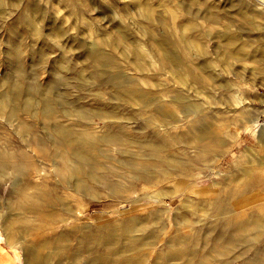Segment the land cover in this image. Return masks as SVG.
I'll use <instances>...</instances> for the list:
<instances>
[{"label": "bare ground", "instance_id": "bare-ground-1", "mask_svg": "<svg viewBox=\"0 0 264 264\" xmlns=\"http://www.w3.org/2000/svg\"><path fill=\"white\" fill-rule=\"evenodd\" d=\"M135 1L136 4L143 6L144 9V0ZM261 1L254 3L256 7L253 5V9L258 16H256L253 9L251 10L258 17L257 19L255 18L258 23L256 22L257 24L253 25V28L249 27L250 24H254L253 19H249V15L252 12L250 11L249 13L246 10L250 3L244 4L247 6L243 7L244 11L243 9L241 10L244 12H242L243 15L240 12L242 17H244V24L243 26L241 24L242 29L240 28L242 36L251 34L257 41L264 39V3ZM206 5H204V8ZM207 6L209 8V5ZM215 6L217 7V5ZM232 6L236 7L237 5ZM141 7L139 8L141 9ZM26 9H31L32 14L27 13ZM217 9L219 8L217 7ZM203 11L205 12V10ZM15 12H17L16 18L20 23L22 35L46 38L45 33L41 31L37 24V19L43 14L36 4H32L30 0H0V14L5 13L9 17L12 15L11 13ZM234 12L236 13V11ZM207 15L209 16H205L212 20L211 23L220 20L219 13L212 9ZM222 18L226 20L225 17ZM250 18H252L251 15ZM235 19L233 18L234 21ZM147 21L149 20L147 19ZM190 21L187 20L186 22ZM239 24L237 23V25ZM234 27L230 22L227 23L226 20L223 32L226 39H228L229 45H233V40L238 34L235 33ZM193 28L194 23L187 26L188 30ZM211 29L213 30V26ZM211 29L210 31H212ZM148 31H153L156 34L154 28ZM51 32L57 38L64 37L63 29L53 28ZM119 33L116 32L114 34L118 35ZM213 33L215 34V32ZM179 34L180 36L182 35L181 33ZM198 35L199 33L196 37L200 39ZM218 35L219 33L215 36L218 37ZM119 36L118 39L120 41L122 38ZM151 36L148 37L151 38ZM212 37L214 38V36ZM237 38L238 40H236L239 41L240 36H237ZM154 39L158 45L159 52L160 50L163 52V55H161V52L158 55L160 57L163 56L164 64L167 65L169 61L171 66L173 64L174 68L177 67L176 69H180L184 56L171 53L170 48L181 49L184 54L187 46L195 44V39L192 41L189 36L176 40L161 38V36ZM6 44L8 45V53L12 54L14 58L13 65L10 68L14 69L15 74L7 75L5 73L0 78V117L4 120V124L9 126L13 122L16 123L12 131L17 136L21 147L11 150L7 145H0V181L11 182L9 194L13 198L11 202L6 201L0 205V222L4 226L7 243L23 250L25 264H48L54 258L60 257L56 251H46V249L66 248L69 246L71 238L82 231V226L76 224V222L83 218L84 213L80 208L77 214L76 205L81 200L85 201L105 196L127 201L130 212H133V208L138 204L143 205L147 210L129 214L126 219L115 224L112 234L105 236L106 241L101 242L100 247L92 244L84 245L85 243L80 238L77 239L79 245H77L74 252L63 253V255H67L77 261L85 252L94 254L84 264H142L148 256V253L144 252L142 248L153 247L161 240L160 233L153 231L154 228L161 231V207L155 206H159L161 202H166L164 199L166 193L161 190L160 185L169 182L177 184V191L183 196L178 207L189 208L180 212L175 221V226L178 229H183V231L167 239V250L158 252L156 254L157 257L163 256L168 259L185 258L187 264H205L201 260L206 254H210L214 260H222L225 264H233L235 262L238 264H264V203L255 208L253 207L249 211L243 208V205L247 204L245 199L247 194L257 186H263L264 179L262 175L256 174L254 170L249 168L244 171L249 179H241V176L237 174H233L228 179H222V181L214 179L213 188L216 190L215 192H199L196 196L192 195L195 193L191 190L192 187L196 186L197 189L204 188L201 184L206 183L205 177L209 176L207 170L211 169L208 161L221 159L218 157L225 155L224 146L226 145V141L219 137V134L224 130L223 126H216L215 123L213 125V121L210 118V110L213 106L211 102H213L214 96L208 97L209 99L207 100L205 96L206 98L203 99V91L205 90L200 87L201 82L196 74L191 75V79L199 84L198 86L195 83L197 86L194 84V87H199L200 89H194V96H189L187 93L190 90L186 87L187 80L185 79H187L189 74L185 72V75L181 73V75L183 74L182 76L180 75L182 78L177 77L181 86L179 89L174 90L175 94H173L174 96L172 95V101L175 107L177 106L178 111L172 115L171 113L174 112L172 109H175L172 107V102L170 104L164 102V98L159 97L156 90L139 85L131 76L122 72V66L120 68L122 71L120 72L110 70V67L118 70L120 65L117 63L118 60L115 54L106 51L102 43L95 41L93 43L79 42L85 55L84 59L81 56L83 59L81 62H77L76 58L68 57L65 54L55 60L60 69L54 66V69H51L49 74L53 75V81L64 83V89L61 91L58 90V87L50 84L52 82L44 85L26 74V68L22 62L27 53L24 47L26 42L23 38L18 37L17 32L10 33V38ZM197 44H200V42ZM251 44L253 42L241 45V49L248 51L251 49ZM217 46L219 45H216V48ZM155 47L157 46L155 45ZM239 47L237 46V49ZM198 48L201 51V46ZM224 48L229 49V47ZM232 48L229 52L231 51V54L236 52L235 54L237 55V51H232ZM253 51L251 52L252 54ZM30 54L34 56L35 50L31 49ZM47 58L48 56L44 51H39L37 60H33L32 64L35 67L37 66L36 68H46ZM231 59L228 57V61ZM233 61H236V59ZM230 65L232 64L230 63ZM130 66L132 67V65ZM226 66L228 69L229 65ZM226 66L222 70L215 71V75L210 73L211 77L209 79L211 78V80L202 84V86L209 89L208 92L205 91L208 93L206 95H211L212 91L217 92L216 95H218V91L225 89H232V91L235 90L234 92H236L234 88L235 86L238 87L236 85L238 82H234L233 85L227 82L228 74L232 69L229 66L230 70L228 69V73V70L225 71ZM198 67L200 68V66ZM211 67L213 66L211 65ZM211 67H209V70ZM166 68H170V66ZM63 70H71L72 74L64 76ZM170 71L173 70L170 69ZM199 72L202 73L203 71ZM206 74L204 75L203 73L204 77L208 76ZM238 76H240L239 73ZM243 77L242 75V79H244ZM72 86H76L81 91V98H88L96 102L99 104L98 107H89L81 101V98L73 97L70 92ZM204 87L203 89H205ZM201 91L203 98L199 93ZM169 95L171 96L170 93ZM219 96H222V94ZM228 98L230 100L229 96ZM235 100L240 102V98ZM135 101L139 103L137 104ZM219 101L222 102L223 100ZM224 101L222 102L223 104ZM133 102L138 106L140 102L146 107L151 105V109H153L152 115L155 111L157 117L160 118L159 121L162 120L161 124H163L166 131L171 128L179 130L184 125L188 126L189 131L196 129L198 132L196 135L199 134V143L197 142L198 144L194 145L186 142L180 135L182 132L179 135L176 133V140H182L184 147L175 148V138L172 134H168V132L161 134L162 131H160L159 127L150 128L149 125L144 123L143 118L136 116L130 111L131 107L135 105ZM233 103L234 101L231 104ZM216 106H218V103ZM232 107L231 105L230 108L232 109ZM245 108V106L242 107L239 112L244 113ZM142 112L144 111L142 110ZM137 114H142L145 117L141 112ZM22 115H26V117ZM250 116L248 119L250 123L246 125L245 129L251 132L259 130V137L257 136V138L264 142V127L258 129L257 119H250ZM142 136H146L148 139H136ZM133 147H136V149ZM190 147L196 148L194 153H190V150H188ZM244 149L247 148L244 147ZM228 151H232V148H229ZM255 154H257V150ZM240 168L242 167L240 166ZM213 169L219 174L220 171ZM33 179L38 180L34 181ZM31 188L32 191H30ZM150 188L156 189L152 190ZM135 192L138 194L134 197L132 193ZM11 197L10 199H12ZM170 209L172 208H164L165 211ZM247 212L250 216L242 218V215ZM28 214L32 215L33 218H28ZM193 216L196 217L193 218ZM55 223H60L59 226L63 227L61 231L55 235L39 237L40 231ZM123 225H126L129 231L140 230L142 234L128 235L129 243L124 245L109 242V237L116 236L114 232L123 227ZM9 226H13L14 231ZM30 235L31 238L29 237ZM82 237L84 238L85 236ZM134 246L140 247V249H132ZM236 248L238 250L233 252ZM250 248H254L252 254L248 253ZM261 250L263 255L259 254Z\"/></svg>", "mask_w": 264, "mask_h": 264}, {"label": "rangeland", "instance_id": "rangeland-1", "mask_svg": "<svg viewBox=\"0 0 264 264\" xmlns=\"http://www.w3.org/2000/svg\"><path fill=\"white\" fill-rule=\"evenodd\" d=\"M30 1L32 4H36L40 8L43 14V16L37 19V24L39 25V28L41 29V31L45 33L46 38L42 39V38H35L33 36L31 37L28 35H22L20 31L21 30L20 23L18 19L16 18L17 12L11 13L12 15L9 17L5 13L0 14V78H2L5 73L7 75L15 74L14 69L10 68L13 65L14 58L12 54L8 53V45L6 44L7 40H9L10 38L11 32L13 33L17 32L18 37L23 38L24 41L26 42L24 47H25V50H27V53L25 54V57L22 61L24 64V67L26 68V74L32 77L33 80L39 81L44 85L45 83L48 84L52 82L50 84H53L54 86L58 87L59 91L64 89V83L61 81L59 82L53 81L54 79L53 75L49 74V71L51 69H54V66H56L57 69H60V67L55 63V60L60 58L61 55L65 54L68 57L76 58L77 62H81L83 61L85 55L83 53V49L80 46L79 42L83 41V42L93 43L95 41L97 43H102L106 51L113 52L115 54L118 60L117 63L118 65H120V67L118 66V70L111 69L110 67V70H114L115 72L116 71L120 72L123 69L122 71L123 73H126L129 76H131V78L135 80V82H137L142 87L144 86L145 88H151L153 90H156L157 94H159L158 96L161 97L162 99L164 98L163 99L164 102H168L169 104L172 102L173 104L172 107L176 109V110L172 109V111L174 112L171 114L174 115L175 113H177L176 111L178 110H177V106L175 107L172 101V97L174 96L173 94H175L174 90L179 89L181 86L179 82L180 80H178L179 78L177 77H181L183 74L185 75L186 73L189 74L187 75L188 76L187 79H185L188 81V82L186 81L187 83L186 87H188V89L190 90V92H187V93L189 94V96H194L195 95L194 89L195 88L200 89V88L194 87V84L196 82H194L191 79V75L196 74L198 77V80H200L201 82L200 87H202V90H205L206 92H208L209 89L202 86V84L206 81L211 80V78L209 79V77H211L210 73L215 75V71L222 70V68L224 69V66L229 65L231 66V69H232L230 73H229L230 67L228 66L229 70L227 69V66L225 68V71L228 70L227 72L229 73L227 82L230 85H233L234 82L235 83L238 82L236 83L238 87L234 85L235 86L234 89H236V92H234L235 90L232 91V89H225L220 92L218 91V95H216L217 92L215 91H212L211 95H206L208 93L203 91L204 98L201 95L202 91L199 92L203 99L207 97L206 100L209 99L208 97L214 96V99L212 98L214 103L211 102L213 106H212V109L210 110V118L212 119L211 121H213L212 122L213 125L215 123L216 126H221V127L223 126L222 128L224 129L223 130L224 132L222 131L221 134H219L220 135L219 137L223 138L226 141V145L224 146L225 155H223L222 157H218L221 159H217L216 161H208V164L211 167V169L207 170V173L209 174V176L205 177L206 183L201 184L204 188L197 189L196 186L192 187L191 190L195 192L192 195L196 196V194L199 192H215L216 190H214L213 188L214 179H217L218 181H222V179H228V177L229 178L232 177L233 174H237L241 176V179L242 178L249 179V177L244 172L246 169H249V168L254 170L256 174L262 175L264 179V142L261 141L260 138H257V136L259 135V130H257L256 132H251L245 129L246 125L250 123V120H248L250 115H251L250 119H254V118L257 119L256 122L258 123V127H257L258 129H260L261 127H264V112H263L264 111V50H263L264 49V45H263L264 39L262 41H257L253 38V35L251 34L250 35L252 37L250 35L242 36V31H241L242 29L241 27L244 24V17H242V15L245 9H243V7L247 6L244 4L247 2L250 3L249 6L246 7V10H248L250 13V11L255 6L254 3H258L257 1H260V0H232V1L231 0H201V1H197V0H144L145 5H146V6L144 5V9H145L144 12H143L144 10L143 6L141 7V5L139 6L138 4H136L135 0H30ZM261 2L264 3L263 0ZM206 3L207 5H209V8L206 5ZM201 4L206 5L207 7L205 6V8H208L209 10L205 9L204 5L202 7ZM225 4H228L229 6ZM235 4L237 6L233 7L232 5H235ZM148 5L149 6L151 5V6L149 7ZM199 5H200V8L198 9ZM215 5H217L219 9H217ZM139 7H141L142 11ZM146 7H147V12H146ZM221 7L223 8L221 9ZM148 9H149V13H148ZM211 9L219 13L220 20L218 22L213 21L214 23H211L212 20H209L208 17H206V16H209L207 14L210 13ZM225 9H227L228 11L227 10L225 11ZM242 9L243 11H241ZM150 10H152V12H150ZM203 10H205V12ZM221 11L224 14L225 13L226 14L224 15ZM234 11H236V13ZM228 12L232 14H229ZM240 12L242 15L240 14ZM254 12L250 14L252 18H250V15H249V19L251 20L253 19L252 21H254V24L249 25V27L251 28H253V25L258 23V20H255V18L256 19L258 18L256 17L258 15L255 12L256 13V16H255ZM27 13L32 14V10L28 9ZM198 17H200V19H198ZM222 17H225V19L227 20V23L230 22L233 27L235 26L234 31L236 34L238 33L236 35L235 40H233V45H229L228 39H226L224 35L223 31L225 29L224 26L226 25V20H224ZM232 17L234 19L236 18L235 21L233 20ZM147 19L149 21H147ZM185 20L186 21L191 20V21L187 23ZM239 21H240V24H239ZM183 22L184 24H182ZM192 22L194 23V28L191 30H188L187 26L189 24H193ZM237 23L240 26L237 25ZM212 26H213V30L218 29V31L216 30L213 31L211 29ZM221 26L223 27L221 28ZM53 28L63 29L64 37L62 38L55 37L51 32ZM153 28L155 29L154 32L156 34H154L153 31L152 32L148 31L150 29L153 30ZM210 29L213 32H215V34L212 31H210ZM118 31H122L120 32L121 35ZM123 31L126 34H124ZM239 31L241 32L239 33ZM116 32L119 34L115 35ZM150 33H152L151 34L152 36L150 35ZM179 33L182 34L181 35L182 38ZM198 33H199L198 36H200L199 37L200 39L196 37ZM217 33H219L218 37L215 36L217 35ZM118 36L122 38L120 39V41L118 39ZM148 36H151V38H149ZM159 36H161V38H169L171 40L183 39V37L186 38L188 36L190 37L192 41L193 39H195L194 40L195 44H191V46H187L186 52L184 50V54H183V50L181 49L172 47V49L174 48L172 50L170 48L171 53L184 56V60H183V63L180 69H176L177 67L174 68L173 64H172L173 66L172 67L171 62L169 61L167 65H165L163 56L160 57V55H158L160 54V52L162 53L161 55H163V52L161 50L159 52L158 45L156 44V41H154L155 40L154 38L159 37ZM212 36H214V38ZM237 36L238 37L240 36L239 41H237L238 40ZM244 36H247V37H244ZM224 37H225V40H224ZM124 38L125 40H123ZM196 40H198L200 44H197L198 42H196ZM115 42L118 43L117 48H116L117 45ZM153 42L155 43L157 47H155ZM241 42L243 43L240 44ZM252 42L253 44H251L252 45L251 49H249L248 51H245V50L243 51V49H241L243 45L248 44V43L250 44ZM114 43L115 45H113ZM223 43L225 44V46H223L224 45ZM199 45L201 46V51H200V48H198L200 47ZM216 45H219V46H217L216 48ZM237 46H240V47L237 49ZM224 47H229V49H226ZM155 48L156 49L158 48V49L156 50ZM231 48H232V51L234 50L237 51V55L235 54L236 52H234L233 54H231L232 53L231 51H230L231 53L229 52ZM31 49L35 50L34 56L30 54ZM259 49H262V50H259ZM253 50L254 51L257 50V51L254 53ZM39 51H44L48 56L46 68H42V67L36 68L37 66L35 67L32 64L33 60L35 61L37 60V55ZM252 51H253V54L251 53ZM81 56L83 59L81 58ZM228 57L232 59L228 61ZM234 59H236V61H233ZM230 63L232 65H230ZM197 64H201V65H198L200 66V68L197 66ZM123 65L124 66L126 65L125 66L126 68ZM130 65H132V67ZM211 65L213 67H211ZM121 66H122V69H120ZM167 66H170V68H166ZM235 66L237 67V69ZM197 67L198 69H196ZM209 67H211L210 70H209ZM213 68H216V69L213 70ZM170 69L173 71H170ZM175 69L177 71L180 70L179 71L180 74ZM234 70L235 71L237 70L236 71L237 75ZM199 71H203V72L200 73ZM62 73L64 74V76H70L72 74L71 70H65V71L63 70ZM181 73L183 74L181 75ZM203 73L204 75L205 74L208 75L207 76L208 78L206 76L205 78ZM238 73L240 74V76H238ZM242 75L244 76L243 77L244 79H242ZM203 87L205 89H203ZM214 90H215V87H214ZM70 92L73 95V97L81 98L80 97L81 91L76 86H72L70 88ZM169 93L171 94V96L169 95ZM220 93L222 94V96H219L221 95ZM228 96L230 97V100H228L229 99ZM215 98L217 99L216 101L218 102L215 101ZM231 98L234 101L233 104H231L233 102V101L231 102L232 100ZM235 99L239 100L240 102L243 99L244 100L240 103V102H236ZM219 100H223V101L225 100L224 101L225 107H224V104L222 103L223 101L221 102ZM81 101L85 103L87 106L93 107V108L98 107L99 105L96 102L88 98L87 99L81 98ZM135 102H133V104L135 105L131 107L130 111L133 112V114H136V116L143 118L144 123L149 125L150 128L159 127L160 131H162L161 134L168 132V134H172L174 138L176 137V133H178L179 135V133L182 132L180 135H182V138L186 142H189L194 145L199 143V140H198L199 134L196 135L198 133L196 129H192V131L194 132L193 133L191 130H190L191 132L189 131L188 126L184 125L182 126V128H179V130L177 128H171L172 130L171 129L170 130L172 133L170 132V130L166 131L163 124H161L162 120L159 121L160 118L157 117V115L155 114V111L152 115L153 109H151L152 108L151 105L146 107L140 102L138 106L137 104L139 102L138 103L136 102L137 104ZM227 102L230 104H228ZM235 102L238 104H236ZM217 103H218V106H216ZM220 103L221 105H219ZM231 105L233 106L232 109L230 108ZM238 105L240 106L238 107ZM244 106L246 107L245 112L244 113L239 112ZM133 107H134V110H133ZM239 108L240 110H238ZM142 110L144 112H142ZM138 112L143 113L145 117H143L142 114L138 115L137 114ZM248 114L249 116H247ZM22 116L26 117V115H22ZM237 117L239 120L237 119ZM147 119L149 120L147 121ZM234 119H236L237 122L236 120L234 121ZM15 126H16V123L14 122L11 126L4 124V120L0 117V145H7L11 150H15L21 147V144L18 141L17 136L12 131L15 128ZM136 139L147 140L148 137L142 136V137H137ZM174 143H175V148L177 149L184 147L182 140L178 141L175 138ZM244 147L247 148L248 150L244 149ZM133 148L136 149V147H133ZM229 148H232V151H228ZM255 149L257 150V154H255L256 153ZM188 150H190V153L191 152L194 153L196 148L190 147ZM249 152L251 153L250 155H249ZM247 154L249 155L250 159H248L249 157ZM258 155H261V156H258ZM240 166L243 169L240 168ZM213 168H215L217 171H220L219 174H217V172H215ZM189 178H190V175H189ZM33 180L37 181L38 179H33ZM10 188H11L10 181H0V205H2L6 201L11 202L13 200V198L9 194ZM160 188L163 192L166 193V196L164 197L166 202H161L159 206H155V207H161V221H160L161 231H158L156 228H154L153 231H157L158 233H160L161 240L157 243V245L153 247H148V248L143 247L142 248L144 252L148 253V256L144 259V262L142 264H187V260L185 258L168 259L163 256L161 257L156 256L158 252L167 250L168 248V246L166 245L167 239L183 231V229H178L175 226V221L178 218L177 215L180 212L186 211L187 208H189V207H185V208L178 207L183 196L178 193L177 184H174L173 182H169V183L160 185ZM263 188H264V184L263 186H257L256 188L252 189V191L255 190L254 192L251 191L249 194H247L245 198L247 200V201L245 200L247 204L243 205L244 209H247V211H249L253 207L255 208L258 205L264 203ZM155 189L156 188H153L152 190H155ZM30 191H32V188L30 189ZM137 194L138 193L136 192L132 193L134 197ZM10 197L12 199H10ZM249 201L251 202L254 201V202H252L251 204V202L249 203ZM81 204L83 205L80 206ZM76 207L78 209L76 211L77 214L80 208L83 210V213H84L83 218L79 219L76 222V224L82 226V231L78 233V235L73 236L71 238L68 247L66 248L63 247V248H58V249H52V248L46 249V251L54 250L57 253H59V256H60V257L54 258L53 260L49 261L48 264H84L85 261L91 259L92 256H94V254L85 252L83 255H81V257L77 261H74L71 257L67 255H63V253L67 254L69 252L70 253L74 252L77 245H79L78 243L79 241L77 239H80V238L85 243L84 245L88 246L89 244H92L95 246L98 245L100 247L101 242L106 241L105 236L112 234L111 232L113 231V226L115 224H118L122 220L126 219L129 214L145 212L147 210L145 207H143V205L138 204L137 206L133 208L134 209L133 212H130V210L128 209L129 203L127 201L115 199L110 196H105L101 198H92V199L85 200V201L81 200L76 205ZM165 207H170L172 209H170L169 211H165L164 210ZM248 216H250V214L247 212L246 214L242 215V218L248 217ZM195 217L196 216H193V218ZM28 218L32 219L33 216L28 214ZM59 224L60 223H55L45 228L44 230L40 231L39 237H42L44 235H55L56 233L61 231L63 228L59 226ZM9 228H11V230L14 231L13 226H9ZM151 229L153 228L151 227ZM114 234H116V236L109 237L108 241L113 242L115 244L124 245V244L129 243V240L127 239L128 235L142 234V232L140 230L129 231L127 229V226L123 225V227L117 229L114 232ZM82 236H85V237L83 238ZM29 237L31 238V235ZM29 244L31 243L29 242ZM135 248L140 249V247H135V246L132 249H135ZM236 250L238 249L236 248L233 252H235ZM253 252H254V248H250L248 250L249 254H252ZM259 254L263 255V251L262 250L259 251ZM201 261H204L205 264H225L222 262V260H214V258H212V255L210 254H206L203 257V260ZM0 264H25L23 250L7 243L4 226L2 225L1 222H0ZM93 264H97V263H93ZM233 264H238V263L235 262Z\"/></svg>", "mask_w": 264, "mask_h": 264}]
</instances>
